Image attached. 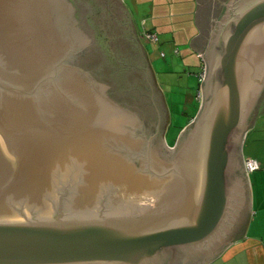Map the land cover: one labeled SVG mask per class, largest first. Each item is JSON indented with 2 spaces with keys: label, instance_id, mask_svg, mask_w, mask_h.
I'll return each mask as SVG.
<instances>
[{
  "label": "water",
  "instance_id": "water-1",
  "mask_svg": "<svg viewBox=\"0 0 264 264\" xmlns=\"http://www.w3.org/2000/svg\"><path fill=\"white\" fill-rule=\"evenodd\" d=\"M222 4L199 34V110L169 146L123 6L0 0V264H207L244 235L264 0Z\"/></svg>",
  "mask_w": 264,
  "mask_h": 264
},
{
  "label": "rangeland",
  "instance_id": "rangeland-1",
  "mask_svg": "<svg viewBox=\"0 0 264 264\" xmlns=\"http://www.w3.org/2000/svg\"><path fill=\"white\" fill-rule=\"evenodd\" d=\"M222 1L224 0H221V7H219L218 14L207 18V25H211V22H213L212 17H218L223 8ZM167 7L174 11V14L169 17L172 22L169 21L164 24L170 27L168 29L171 30L172 27L176 29L186 27L189 30L193 24V20L195 27L198 28L194 19V12H191V10L195 9L192 1L188 3L185 0H175L172 2V5H168ZM130 10L132 11L131 7ZM134 10L136 13L132 16L134 20L132 25L146 50L149 62L154 69L157 81L162 88L169 107L171 119L164 136L167 145L172 146L176 142L182 128L188 124L189 117L196 110L195 104L197 102L195 104L192 102V88L186 87L188 76H184L183 73H185V66L190 68L192 72L198 70L199 57L196 56L195 52L191 53V48L189 45H186L187 39L186 42L185 39H182L183 32L181 29L175 32V38H172V32L167 30L160 34L159 41L144 36L141 28L146 24L144 22L146 7H139L140 11L138 14L136 7ZM187 46L189 54L187 53ZM249 129L243 137V153L245 156L249 154L261 155V153H264V111L257 110L255 122ZM249 131L250 133L248 135ZM250 180L253 186L251 177Z\"/></svg>",
  "mask_w": 264,
  "mask_h": 264
},
{
  "label": "crops",
  "instance_id": "crops-1",
  "mask_svg": "<svg viewBox=\"0 0 264 264\" xmlns=\"http://www.w3.org/2000/svg\"><path fill=\"white\" fill-rule=\"evenodd\" d=\"M121 6H123L133 23V14L136 13L134 8L136 7L137 14L139 13V7H146V15L144 18L145 26L141 28L142 34L146 36V32L153 31L158 34V41L160 40V34L167 31H171L173 37H176L175 32L178 29H181L183 32L182 39H187L186 45H189L191 48V53H196V56L199 57L198 61V70L192 72L190 68H184V76H188V83L186 87L192 88V102H196V110L189 117L188 123L195 117L197 114L201 99L198 97L199 88L201 87V79L199 73L201 72V67L203 68L204 60L201 55L202 51L197 43V37L201 31V18H200V9L204 5L213 3L215 0H185L189 3L192 1L194 10V19L198 25V28L193 24L188 30L186 27L182 28H170L168 25H164L169 21L172 22L169 17L174 14L168 5H172V2L175 0H116ZM130 7L132 11L130 10ZM167 7V8H166ZM158 9V10H157ZM131 11V12H130ZM167 26V28H166ZM170 37V36H169ZM148 38V37H147ZM189 48V49H190ZM187 53L189 54L188 46ZM187 54V55H188ZM190 78V79H189ZM264 111V91L260 99L258 111ZM257 114V113H256ZM251 127V126H250ZM250 130V129H248ZM250 131L248 132L249 135ZM248 137V136H247ZM246 156H251L257 158L260 161V167L253 171L248 172L250 175L249 178L253 180V186L251 180V213L248 222L247 229L243 236L232 241L225 250L217 256L211 262L212 264H264V153L261 155L249 154ZM209 262V263H211Z\"/></svg>",
  "mask_w": 264,
  "mask_h": 264
},
{
  "label": "built area",
  "instance_id": "built-area-1",
  "mask_svg": "<svg viewBox=\"0 0 264 264\" xmlns=\"http://www.w3.org/2000/svg\"><path fill=\"white\" fill-rule=\"evenodd\" d=\"M147 35L150 39L152 40H157L158 39V34L153 31H148ZM164 54V52H162ZM200 79L202 80L205 76V64H203V68L201 72L199 73ZM198 97L201 99V90L198 92ZM245 167L248 172L253 171L255 169H258L260 167V161L257 158L248 156L245 157Z\"/></svg>",
  "mask_w": 264,
  "mask_h": 264
},
{
  "label": "flooded vegetation",
  "instance_id": "flooded-vegetation-1",
  "mask_svg": "<svg viewBox=\"0 0 264 264\" xmlns=\"http://www.w3.org/2000/svg\"><path fill=\"white\" fill-rule=\"evenodd\" d=\"M212 2L213 3H210L208 5L202 6L201 9H200L201 28H202V26L207 24V21H208L207 18L209 16H216L218 14L219 7H221V0H215V3H214V1H212ZM213 18L214 17L211 18L212 21H213ZM146 37H148L147 32H146ZM197 43H199V36L197 37ZM258 107H259V104H258Z\"/></svg>",
  "mask_w": 264,
  "mask_h": 264
},
{
  "label": "trees",
  "instance_id": "trees-1",
  "mask_svg": "<svg viewBox=\"0 0 264 264\" xmlns=\"http://www.w3.org/2000/svg\"><path fill=\"white\" fill-rule=\"evenodd\" d=\"M201 70H202V67H201ZM199 90H200V88H199Z\"/></svg>",
  "mask_w": 264,
  "mask_h": 264
}]
</instances>
